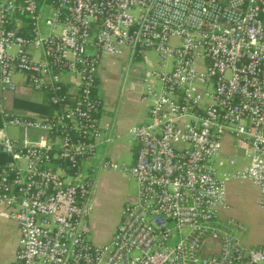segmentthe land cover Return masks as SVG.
<instances>
[{"label":"built area","instance_id":"obj_1","mask_svg":"<svg viewBox=\"0 0 264 264\" xmlns=\"http://www.w3.org/2000/svg\"><path fill=\"white\" fill-rule=\"evenodd\" d=\"M123 49L153 52L160 70L143 81L147 122L130 129L136 194L94 246L81 165L101 143L99 57ZM15 73L54 110L19 116L0 95V132L32 133L0 140V205L19 234L7 264H99L108 251L103 264H264V239L246 247L244 227L217 216L232 178L257 190L264 215V0H0V93L16 91ZM225 135L249 160L233 175L214 167ZM207 242L217 254L202 255Z\"/></svg>","mask_w":264,"mask_h":264},{"label":"crops","instance_id":"obj_2","mask_svg":"<svg viewBox=\"0 0 264 264\" xmlns=\"http://www.w3.org/2000/svg\"><path fill=\"white\" fill-rule=\"evenodd\" d=\"M124 50L127 49H123L120 54H122ZM34 54L35 57L33 56V58L36 60L37 53ZM139 54L140 53L136 54L133 59L138 58L140 56ZM141 55L144 56V53H142ZM112 57L114 56L101 55L99 57L97 65L96 85L93 89V95L100 101V108L97 114V124L101 134V143L98 146V152L100 153L99 161H111L112 163H114L113 159L116 157V155L113 153V157H108V152L106 149L107 146H105L104 148L105 143H107V141L109 140H112V137L109 136L110 133H113L115 137H117L118 134H122L129 130L128 132L130 134V129L132 127L145 124L148 120L147 112L149 103L142 100V96L143 81L144 79L148 78L149 74H147L145 77L143 76L142 78H140L139 76L137 83H132L130 88L123 87V82L119 86L118 81H116V84L113 85L112 83H109L111 79V74L105 70L102 71L105 65L112 63L113 66V64H116L115 61H110ZM144 61L147 65H150V62L145 58ZM12 79L13 82L16 84V91L0 93V95L4 99L5 109L12 112V114H16L19 116L31 113H35L37 115H44L41 109L33 112L25 107L14 105L15 102H32L36 105H40V103L44 100V95L31 90L28 86L27 80L22 74L15 73ZM70 79L71 78L69 77L65 78V86L69 87L71 85V82L69 81ZM136 84L140 85V90L136 89ZM31 95H38L39 98L35 100L31 98ZM29 135V137L32 138V133ZM104 137H107L108 140ZM12 139L20 140L19 138ZM127 150L130 152L131 155V166L134 161L136 146L135 148H130ZM245 151L246 147L242 143L236 142L228 135H225L221 140L219 157L215 160L214 163V167L217 172L220 174L225 173L228 175H233L244 167H246L248 165L249 160L248 157L245 155ZM6 161L7 157L5 155H0V164L5 163ZM229 161H232L233 163L229 164ZM127 168L124 167L123 169H103L99 166V171L104 172L105 175L119 176L128 180L127 178L131 176L127 172H125V169ZM91 181L93 185L91 210L87 219L93 225L94 216L97 215L96 211L98 204L100 206V202L98 203L96 193L99 192V196L101 195V190L99 191L101 184H97V189H95V184L97 182L96 177L94 180L91 179ZM247 189L250 190V196L248 193L245 192ZM133 197L134 195L128 194V190L125 191V189L123 190L122 194L118 197L114 206V212L110 215H107L105 218L106 222L109 225L105 227V238L103 241L100 242V244H93V242L87 237V226L86 238L94 246H101L110 240L114 230L116 229L117 225L121 220V212L125 204ZM257 198L258 192L253 186L249 185L247 182L244 181H240L233 178L230 181L229 179L225 184L224 199L226 203V208L218 211L217 216L219 221L225 222L227 219H232L236 222L240 221V206H242L244 202L246 203V200H249V203H252L256 208L259 209L257 205ZM259 212L262 214L260 209ZM262 216V236L257 242H255L252 248L260 246L264 239V215L262 214ZM18 237L19 234L17 226L10 217L9 211L3 205H0V264H7L14 260ZM217 252L218 244L215 242H207L202 248L203 256L217 254Z\"/></svg>","mask_w":264,"mask_h":264},{"label":"rangeland","instance_id":"obj_3","mask_svg":"<svg viewBox=\"0 0 264 264\" xmlns=\"http://www.w3.org/2000/svg\"><path fill=\"white\" fill-rule=\"evenodd\" d=\"M141 54L142 53L139 54L140 56L138 58L133 59L129 51L124 50V52L119 56L112 57L110 61H115L116 64H113L112 66V63H109L102 69V71L105 70L111 74L109 83L115 85L116 81H118L120 86L123 82V87L130 88L132 83H137L139 76L142 78L154 70H160L156 55L153 52L144 51V56ZM144 58L150 62V65L145 63ZM140 85L136 84L137 90H140ZM31 98L36 100L39 96L31 95ZM128 131L118 134L117 137H115L113 133H110V135L108 134L112 137V140L107 141L104 145V148L107 146L106 149L108 157H113V153L116 155L113 159L114 164L117 166L116 169H123L124 167L127 168L131 164V155L127 149L135 148V144ZM3 136L11 139H23V137H29L30 135H26L14 128H7L4 132H0V140ZM104 138L108 140L107 137ZM98 151L99 148H97L96 154L91 159L90 163H87L88 166L81 165V172L86 175L87 178L94 180L96 177L97 182L95 184V189H97V184H101L99 188V191L101 190V195L99 196V192L96 193L100 206L98 204L96 211L97 215L94 216L93 225L87 219V237L93 242V244L97 245L104 240L105 227L109 225L105 218L107 215L114 212L115 203L118 197L122 194L123 190H128V194L134 196L136 194V184L133 178L127 176L128 180H126L125 178H121L119 176L105 175L104 172L99 171L98 161L100 160V153ZM90 169H92V172H90ZM245 192L250 196V190L247 189ZM239 212L241 220L235 222L244 227V233L242 235L235 234L234 236L242 245L251 248L262 236L263 227L261 224L263 216L259 212L258 208H256L252 203H249V200H246V203L244 202L242 206H240ZM182 233L184 234L185 231Z\"/></svg>","mask_w":264,"mask_h":264},{"label":"trees","instance_id":"obj_4","mask_svg":"<svg viewBox=\"0 0 264 264\" xmlns=\"http://www.w3.org/2000/svg\"><path fill=\"white\" fill-rule=\"evenodd\" d=\"M48 97L49 95H44V100L43 102L40 103V105H36L32 102H15V106H20V107H25L27 109H30L31 111H38L39 109H41V111H43L44 115H49L52 110H54V105L50 104L48 102ZM40 106V107H39ZM3 155V154H0Z\"/></svg>","mask_w":264,"mask_h":264},{"label":"water","instance_id":"obj_5","mask_svg":"<svg viewBox=\"0 0 264 264\" xmlns=\"http://www.w3.org/2000/svg\"><path fill=\"white\" fill-rule=\"evenodd\" d=\"M132 200H133V198L132 199H130L127 203H130V202H132ZM108 254H109V251L105 254V256L101 259V261H100V263L99 264H103L104 263V261H105V259H106V257L108 256Z\"/></svg>","mask_w":264,"mask_h":264}]
</instances>
